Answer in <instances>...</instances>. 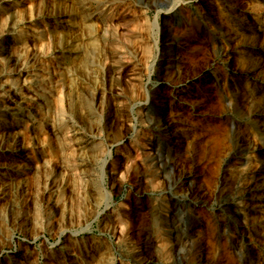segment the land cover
I'll use <instances>...</instances> for the list:
<instances>
[{"label":"rangeland","instance_id":"obj_1","mask_svg":"<svg viewBox=\"0 0 264 264\" xmlns=\"http://www.w3.org/2000/svg\"><path fill=\"white\" fill-rule=\"evenodd\" d=\"M29 1L43 0H0V20ZM125 2L129 10H119L110 24L119 33L138 22L137 41L124 55L140 68L138 92L122 113L106 111L103 93L95 118H75L88 148L83 176L72 169V142L53 132L67 120L53 101L58 50L44 56L41 68L20 66L30 75L22 81L27 75L6 65L8 35L0 33V120L28 141L9 161L23 165L16 184L9 181L15 208L0 205V264H264V0ZM67 15L62 7L48 26L54 19L68 25ZM27 23L31 52L44 29ZM16 31L9 49L23 57ZM61 32L69 57L74 43L67 44L66 28ZM108 35L114 43L88 47L75 66L79 78L90 77V86L104 91L101 69L119 40ZM167 53L175 59L168 71ZM166 80L180 84L173 90ZM8 90L27 105L9 102ZM5 149L1 142L0 153Z\"/></svg>","mask_w":264,"mask_h":264},{"label":"bare ground","instance_id":"obj_2","mask_svg":"<svg viewBox=\"0 0 264 264\" xmlns=\"http://www.w3.org/2000/svg\"><path fill=\"white\" fill-rule=\"evenodd\" d=\"M125 1L126 0H43L42 4L40 3L39 5L34 3L33 1L32 2L29 1L26 8L23 5H13L12 8H10L9 10L7 9L8 10L7 17L5 19L1 17L2 19L0 20V30L2 28L1 25L2 22L5 23V26L7 25V28L5 27L6 30H1L0 33L6 31V35H8V39L5 40L6 45L3 47L2 53L5 56L4 58L6 60L7 67L10 68V70L16 73L19 77H24V75H27V71L20 69L21 67H24V69H26V64L28 63L30 64L29 66L30 68H33L34 66H38L41 68L46 63V61H44V56L45 57L49 56L50 51L52 52L54 50H58L57 52L59 55L58 63L60 65V68L57 70L58 80L56 81L57 86L54 89V93H53L54 94L53 101L55 102L54 106H56V109H58L61 113H65L67 115L66 116L67 120H65L64 123H62L57 128L52 123V127L56 128L55 131H53L55 134H60L63 140H67L68 143L72 142V145L74 146V149L71 148L72 149L71 161L74 163V168L72 169H75L73 171H76L78 174L82 176L86 173L85 172L86 166L88 167V163L83 159V156L86 155L85 150L87 147L84 146L85 143V141H83L84 137L81 136L80 133H78L81 130V128L79 127L80 124H77V122L75 121V118H78L82 123H84L87 120L88 121L91 120V118L93 117L95 118L97 108H99L98 106L100 103L99 100L103 96V93L105 96L106 105L104 106V108L106 109V111L112 112V115L116 112L122 113L124 112L125 109H127L126 108L127 104H129L130 101L135 100L136 94L138 92V87L140 83L139 81L140 68L138 67L137 62L133 60V57H129L128 55L124 56L127 54L126 53L127 46L135 45L134 43L135 41H137L136 28L138 26V22L137 20L132 19L131 21H129V23L126 26L119 28L120 31L119 33L116 32V26H114V29H112L111 26L112 23L110 24L112 19L119 18V15L117 16V14H119L118 12L119 10L123 9L124 12L129 10V5ZM13 3H15V0ZM62 7L65 8V12L68 13L67 15L68 25L65 23L66 26L60 28L59 24L56 23V19L54 20L52 19L54 21L53 22L54 24L48 26L49 24L47 23L46 19H48L49 17L54 18L56 14H60V9H62ZM102 7L105 8V10H102ZM39 18H42L46 22L43 21L44 22L43 25L40 26L38 22H36L35 23L36 26H34L33 23L36 21V19ZM23 21H27L29 25H31V29L33 28L35 30H39L41 26H43L44 29V31L36 32V34L34 33L36 35V38L34 40V44L31 52H28L27 47L29 45L26 43L25 37L23 36L24 34L22 28ZM98 25H100V27H98ZM63 28H66L67 32L73 35L67 37L68 38L67 44L69 42L74 43L73 45H71V49H70V52L73 56L72 55L69 56L71 65L68 64L67 60L69 57L65 55L66 52L65 53L63 52L64 49L67 48L64 46L66 39L64 38L61 32V29ZM2 29H4V25ZM16 29L19 33L17 38L22 40L21 48L17 47L16 49L17 52L23 53V57H19L18 53L16 56L9 49L10 42L14 41V39L12 41L9 40L10 39L9 37H11L14 34ZM31 31L34 32V30ZM108 34H117V35L119 34L118 36L119 40L117 39V42L115 41L116 45L112 44L116 48L113 50L112 52L113 54H111L110 57L106 58L108 61L105 62V66L101 69L103 75L102 85L106 83L108 84V90L104 91L103 87L90 86V83L91 84L93 83L90 77H87L85 79L79 78L77 76V70L75 69V66L81 63L82 52L87 53L88 47L93 49L99 43H104V42L106 43V41L109 39ZM110 37L112 38L114 37V35L113 36L111 35ZM112 43L114 42L112 41ZM136 48L139 49L138 47ZM55 52L56 51H54L53 53ZM135 54H137V52ZM166 57H167L166 64L163 68L167 69L168 71L172 69V67L174 66L173 62L175 59L172 58L173 56L171 57V53H167ZM45 69H43V71ZM114 71L116 72V74L117 73L119 74L118 77L120 79L117 81L116 80L114 81L113 79L110 78V75L113 74L112 72ZM29 76L27 75L26 77H24L22 81L28 80ZM45 76L46 75L44 73L40 75V77L42 78H44ZM162 82L163 84H166L167 86L171 87L173 90H176L180 84V83L171 84L169 83L171 82L169 80L168 82L167 80ZM1 87H3V85H0V88ZM28 89L29 90L31 89L30 86ZM6 93H7V100L9 102L17 106L23 104L27 105V103L21 102L23 101L24 98L23 96L20 95V93L18 94L16 91L13 92L9 90L6 91ZM28 100L31 101V98ZM82 102L86 105H84ZM82 105H84L85 107ZM117 115L120 114L118 113ZM93 124H95V122ZM25 136H19L16 130L14 131V129L12 128L10 129V127L9 128L4 127L0 120V144L1 142L4 143L6 145L5 152L9 153V154L3 152L0 153V178L4 180L3 184L0 183V205L1 203H3L4 205L6 204L10 205V207L14 206L15 199H13V192L15 191H13V189L15 190V188L13 187V184L9 181L14 180V184H16L17 170L18 168L20 170L23 164L22 162L20 164L17 163V165H15L14 167L16 169H14L9 161H11V157L13 155L17 156L27 148L28 141L25 140ZM9 143L12 146V148H9L10 145H7ZM95 150H96L95 147L90 148L91 152H94ZM91 156L90 158L93 159L94 155ZM20 157L23 160L29 162L28 157L25 156L24 152L22 155H20ZM30 168L33 171L34 166ZM240 168L241 167L237 165L235 166L234 170H236L237 173L238 172L240 173L241 170ZM25 171L22 174L23 176L25 174ZM188 177H189L188 175L183 176V181H184L183 184H187L189 179ZM263 179H264V175L261 176L260 179L261 182L263 181ZM260 184L255 185L250 191L252 193L257 191L258 190L257 187ZM250 200L253 202L252 198ZM20 257L22 258L23 256ZM214 264H216V262Z\"/></svg>","mask_w":264,"mask_h":264}]
</instances>
